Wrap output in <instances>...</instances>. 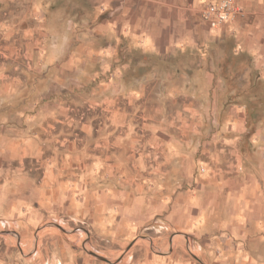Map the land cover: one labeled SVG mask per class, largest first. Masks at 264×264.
<instances>
[{"label": "clouds", "instance_id": "1", "mask_svg": "<svg viewBox=\"0 0 264 264\" xmlns=\"http://www.w3.org/2000/svg\"><path fill=\"white\" fill-rule=\"evenodd\" d=\"M0 264H264V0H0Z\"/></svg>", "mask_w": 264, "mask_h": 264}]
</instances>
